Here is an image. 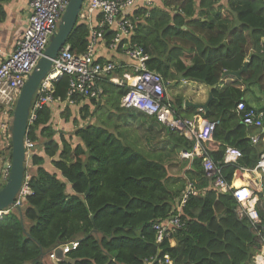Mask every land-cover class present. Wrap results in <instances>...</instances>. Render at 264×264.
Returning <instances> with one entry per match:
<instances>
[{
    "label": "trees",
    "instance_id": "1",
    "mask_svg": "<svg viewBox=\"0 0 264 264\" xmlns=\"http://www.w3.org/2000/svg\"><path fill=\"white\" fill-rule=\"evenodd\" d=\"M8 1L0 0V23ZM153 2L149 17L136 12L140 19L131 40L150 56L148 68L166 86L186 80L214 88L203 117L219 125L214 142L204 148L215 162L226 147L241 151L237 166L221 168L230 184L235 168L252 170L261 154L235 117L239 101L247 108L259 102L245 98L246 93L256 97L252 88L264 95V0ZM111 36H105L107 44ZM67 44L73 55L83 54L89 44L87 26L78 21ZM246 62L240 78L223 76L240 71ZM101 83L99 99L104 97V104L90 100L97 122L78 128L74 119L73 133L56 131L53 110L44 106L29 124L26 138L34 144L28 182L32 195L22 201V216L12 209L0 219V264H45L52 248L72 240L79 242L78 248L59 264H148L151 259L157 260L152 264H168L166 257L170 264H252L261 245L248 219L236 216L233 197L213 188L201 158L179 157L191 151L193 142L142 113L122 109L126 89ZM67 89L68 77L63 76L54 84L53 97L65 100ZM188 109L193 116L194 109ZM254 109L260 112L263 107ZM90 117L87 106L80 110L81 121ZM140 118L148 120L147 129H163L166 140L145 139L142 144L115 121ZM156 143L164 144L158 148ZM163 147L167 155L180 158L179 176L168 170L173 164L165 159ZM2 153L10 160V144L0 137ZM189 183L197 194L189 195L181 208L184 228L172 236L175 245L168 239L156 243L153 225L175 214Z\"/></svg>",
    "mask_w": 264,
    "mask_h": 264
},
{
    "label": "built area",
    "instance_id": "2",
    "mask_svg": "<svg viewBox=\"0 0 264 264\" xmlns=\"http://www.w3.org/2000/svg\"><path fill=\"white\" fill-rule=\"evenodd\" d=\"M69 1L29 0L30 15L22 37L11 52H4L0 47V135L7 146L10 143L9 129L12 125L13 111L21 89L43 57L51 37L57 32ZM153 3V0H83L78 20L85 22L89 27L88 47L80 55H73L68 44L59 51L36 91L30 109L29 124L36 119L38 110L44 106H51L57 101L60 102L59 98L53 97L54 84L63 76L68 77L66 102L71 101L74 96L96 99L100 95L99 83L103 80L115 87L124 88L126 94L121 98L120 107L142 113L170 132L178 133L193 142L191 151L181 152L179 157L184 160L201 158L205 178L219 193H229L233 197L237 204L236 216L239 219L247 218L253 230L258 232L260 227L256 208L258 197L253 195L250 189L253 184L233 186L226 182L221 173V168L224 166H237L242 157L241 151L226 147L219 162L208 156L204 144L212 141L219 121H205L198 115L192 119L177 116L173 105L167 101L162 77L148 68L150 56L131 40L136 32V23L140 19L136 12L141 11L142 18L149 17L150 9L154 7ZM106 35H112L109 44L105 40ZM102 46L112 51L123 52L127 64L116 65L109 61L97 60L95 56L99 48H105H101ZM118 69L129 71L130 76H124V79L116 77L115 72ZM236 113L246 127L263 126V114L254 108H247L243 101L237 103ZM258 140L257 137L250 138L253 145L257 144ZM24 145L28 161L34 144L26 139ZM236 169L240 170V167ZM251 172L259 173L264 178V153L259 155ZM7 176L8 169L5 179ZM29 179L27 174L13 209L21 207L23 199L32 195L28 186ZM254 188L256 189V186ZM196 194L197 191L189 183L182 193L179 205L175 208V214L153 225L156 243H161L164 239L172 242V236L184 228V223L180 219L181 208L189 195L196 196ZM260 242L261 249L253 256L252 264H264V231L260 236ZM77 248V240L59 244L47 253V260L51 264H59L66 255ZM166 259L165 263L170 264L168 257ZM149 261L148 264H152L157 260Z\"/></svg>",
    "mask_w": 264,
    "mask_h": 264
},
{
    "label": "crops",
    "instance_id": "3",
    "mask_svg": "<svg viewBox=\"0 0 264 264\" xmlns=\"http://www.w3.org/2000/svg\"><path fill=\"white\" fill-rule=\"evenodd\" d=\"M155 6H159V3L155 2ZM3 9L5 12V17L0 23V47L4 52H11L15 48L17 41L22 37L25 27L27 26L28 18L30 15L29 14L30 13L29 0H9L7 3L3 5ZM82 23L87 26V29L90 34L88 25L83 21ZM103 47L105 46H102L101 48ZM95 58L101 62L109 61L116 65L127 64V61L125 59V55L123 52L112 51V50H109L107 47H105L104 49L99 48V51L97 52V55L95 56ZM122 70L121 69L116 70L115 76L118 78H123V79H124V76H130L129 71L126 72ZM100 83H99V89H100L99 91L100 93H102L103 85L102 83L100 85ZM193 83L195 82L183 80L173 85H169V86L165 85V95H166L167 101L173 105V108L175 107L174 110L178 108L177 103L182 102L181 108L180 109L178 108L179 117L184 118V119H192L198 115L201 119L202 118L204 119L203 115L205 113L204 112L199 113L195 108L191 107L189 104L206 103L210 98V93L212 96V90L214 88L211 91H209V87L202 85V84H198V83H195L196 85H198L197 88H194L193 86H189L190 84H193ZM184 87H186L185 89L187 90V92L184 93L182 97H180L179 95H176L175 97L174 94H172L173 97L170 95L168 96V92H167L168 89L176 90L177 88L180 89ZM190 93L194 95L193 101L188 98ZM247 97H250V95L248 94L245 96L246 99ZM93 99L95 101L99 100L101 105L104 104V97L102 99H99V96H98L96 99L95 98ZM90 100H91L90 98H83L82 96H74L71 98V101L66 102V99L65 100L60 99V102L57 101L53 103L51 105V108L53 110V117L51 120L52 126L58 128L56 131H63V129H65V131L67 132H72V131L74 132L75 127L73 126V124H71V121H73L74 119L78 122L77 124L78 128L97 122L96 119L98 118L99 115L94 113L93 105L91 104ZM212 100H213V96L210 101ZM120 102H121V99H120ZM85 106L88 107L89 114L91 117L87 118L86 120L81 121L79 118L80 110L84 108ZM260 107H263V110L262 111L260 110V112L264 116V104L260 105ZM188 108L194 109L195 114L193 116H191V111ZM0 118H1V114H0ZM66 118H69L68 122H65ZM204 120L207 121V119H204ZM121 121H123V119ZM137 121L138 122L135 121V123H137L136 127L139 128L138 137H139L140 142H142V144L144 143L145 139L148 140L149 142H152V140H156L159 138L166 140L167 135L164 132V130L161 129L160 127L153 126L152 130H150L149 128L148 129L146 128L148 127V125L146 124L148 120L146 118H140ZM152 121L154 120L152 119ZM237 121L238 122L240 121V124H242L241 119L236 113L235 122ZM132 122L133 121L128 122L126 120L124 123L126 125L127 123L130 124ZM247 133H248L247 137L249 139L252 137L259 138L258 143L255 145L253 144L252 145L255 146L256 150L259 153L260 152L264 153V122H263V126L261 127H247ZM0 137L3 140V137L2 136ZM212 141L214 142L213 138H212ZM163 144L164 143H158L157 147L160 148L162 147L161 145ZM217 145L219 146L221 144L217 143ZM163 148L165 149L166 147H163ZM164 151H165V158H166L167 149H165ZM230 184H232L233 186H251L253 184V186L250 189L252 190L253 195H256L258 197V204L256 208L258 212V217L260 219V227H258V232L253 230V233H254L257 243L259 245H262L260 242V236L262 235L264 231V178L259 173L251 172V169H247V168L243 169L242 167H240V170L235 168L234 173L231 177ZM254 186H256V189L254 188ZM205 191L206 190H202V194H205ZM170 244L174 246L175 242L172 241ZM44 262L46 264H51L47 259H45Z\"/></svg>",
    "mask_w": 264,
    "mask_h": 264
},
{
    "label": "water",
    "instance_id": "4",
    "mask_svg": "<svg viewBox=\"0 0 264 264\" xmlns=\"http://www.w3.org/2000/svg\"><path fill=\"white\" fill-rule=\"evenodd\" d=\"M82 5L83 0L69 1L58 25L57 32L51 37L43 53V57L39 60L35 69L28 77L16 102L12 116V125L9 129L11 157L9 162L6 161L2 164L3 169H5L8 167L9 163V174L5 184L0 189V219L4 215V212L15 203L26 175V151L24 142L28 136L30 109L36 91L41 81L50 70L52 61L57 57L59 51L67 44L69 36L78 22V16ZM247 66L248 62L244 64L240 71L236 73L225 72L223 76L232 75L240 78L241 73L246 71ZM212 89L213 87H209V91ZM211 99L212 96L210 93V98L206 103L189 105L196 110H202L206 113ZM18 211L20 216H22L20 208H18ZM20 221L22 224V219Z\"/></svg>",
    "mask_w": 264,
    "mask_h": 264
},
{
    "label": "rangeland",
    "instance_id": "5",
    "mask_svg": "<svg viewBox=\"0 0 264 264\" xmlns=\"http://www.w3.org/2000/svg\"><path fill=\"white\" fill-rule=\"evenodd\" d=\"M153 6H154V3H153ZM262 42H264V40H262ZM189 86H193L194 88H197L198 87V85H196L195 83L190 84ZM185 88L186 87L180 88V89L177 88L176 90H170V89H168L167 90L168 96L170 95V96L173 97L172 94H174L175 97H176V95H179L180 97H182V95L187 92V90ZM252 89H253V93H256V97H253L252 98L250 96V98L253 99V100L261 101V102H258V103L257 102H254L252 104L255 108H258V107H260V105H263L264 104V95L261 94V92H259L257 89H254V88H252ZM248 94L249 93H246V95H248ZM188 98L193 101L194 95L192 93H190L189 96H188ZM248 98L249 97H247V99ZM116 122H117V124H119L121 126V128H123L124 130H128L130 132V135H134V133H135L138 136V131H139L138 129L139 128L136 127V124L137 123H135L134 121L132 123L126 124V125L124 123L125 121H116ZM71 144H73V143H71ZM146 150H147V148H146ZM6 153L8 154V152H6ZM6 153H2L1 156H0V187L3 186L4 181H5L6 170H3L2 164L8 159ZM165 159H169V161L173 164L172 166H170L168 168V170L170 171V173L173 174V176H179L180 163H181V161H180V158L178 157V155H167V157ZM174 164H176V165H174ZM29 169H30V163L28 162V165H27V168H26V170L28 172V175H29ZM57 255L59 256V252H57ZM45 259H47V256L45 257Z\"/></svg>",
    "mask_w": 264,
    "mask_h": 264
},
{
    "label": "clouds",
    "instance_id": "6",
    "mask_svg": "<svg viewBox=\"0 0 264 264\" xmlns=\"http://www.w3.org/2000/svg\"><path fill=\"white\" fill-rule=\"evenodd\" d=\"M164 85H165V84H164ZM26 139H27V138H26ZM24 143H25V142H24ZM9 144H10V143H9ZM25 151H26V150H25ZM29 160H30V159H29ZM29 160L27 161V158H26V168H27V165H28ZM6 161L9 162V159H7ZM6 161H5V162H6ZM6 169H8V174H9V163H8V167L5 168V169H3V170H6ZM27 174H28V172H27V170H26V175H27ZM26 175H25V176H26ZM24 178H25V177H24ZM6 179H7V178H6ZM6 179H5V181H6ZM5 181H4V184H5ZM16 198H17V197H16ZM12 207H13V205H12L9 209H7L6 211L9 212L10 210L13 209ZM19 208H21V207H19ZM15 209H18V208H15ZM6 211L4 212V215L8 214V212H6ZM4 215H3V216H4ZM78 243H79V242H78ZM170 243H171V242H170ZM65 258H66V257H65ZM63 260H64V259H63Z\"/></svg>",
    "mask_w": 264,
    "mask_h": 264
}]
</instances>
